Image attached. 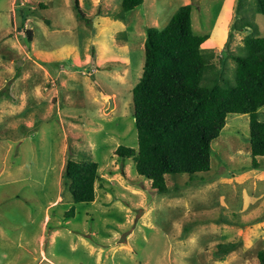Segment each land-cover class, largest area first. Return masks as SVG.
Instances as JSON below:
<instances>
[{"label":"rangeland","instance_id":"obj_1","mask_svg":"<svg viewBox=\"0 0 264 264\" xmlns=\"http://www.w3.org/2000/svg\"><path fill=\"white\" fill-rule=\"evenodd\" d=\"M120 1L79 0L84 19L73 0H0V264H259L264 156L251 167L248 114H228L210 169L167 174L166 192L115 153L138 144L146 28L190 3L194 31L213 36L230 76L228 53L248 33L233 28L237 0H145L118 17ZM251 17L264 35V15ZM85 156L98 163L95 199L75 202L64 165Z\"/></svg>","mask_w":264,"mask_h":264},{"label":"trees","instance_id":"obj_2","mask_svg":"<svg viewBox=\"0 0 264 264\" xmlns=\"http://www.w3.org/2000/svg\"><path fill=\"white\" fill-rule=\"evenodd\" d=\"M145 0H121L118 17ZM78 17L85 18L79 0H73ZM190 3L180 5L162 26L146 28L142 73L132 88L137 147L118 145L120 158L131 157L137 173L151 181L158 192L168 191L167 174H193L210 169L211 141L216 138L230 113L248 114L251 167L259 168L264 156V35H260L251 15H264V0H237L239 23L233 28L247 30L237 53L232 75L224 72V55L213 50L210 33L194 31ZM27 39L31 41L30 31ZM64 177L75 202L95 199L98 163L85 156L68 158ZM73 213L71 207L67 214ZM225 223L243 220L218 218ZM237 241L217 244L220 256L236 249ZM264 264V248L257 251Z\"/></svg>","mask_w":264,"mask_h":264},{"label":"crops","instance_id":"obj_3","mask_svg":"<svg viewBox=\"0 0 264 264\" xmlns=\"http://www.w3.org/2000/svg\"><path fill=\"white\" fill-rule=\"evenodd\" d=\"M87 59H89V61H90L91 59H93L92 56H91V54H88V55H87ZM263 173H264V172H263ZM257 223H258L257 225L261 226L262 224H264V219L259 220Z\"/></svg>","mask_w":264,"mask_h":264}]
</instances>
